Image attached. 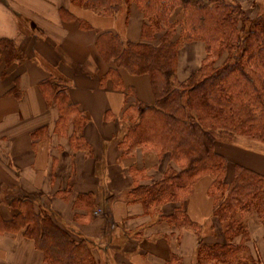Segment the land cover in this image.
Wrapping results in <instances>:
<instances>
[{
  "label": "crops",
  "instance_id": "obj_1",
  "mask_svg": "<svg viewBox=\"0 0 264 264\" xmlns=\"http://www.w3.org/2000/svg\"><path fill=\"white\" fill-rule=\"evenodd\" d=\"M233 1L244 8L250 2ZM128 13L126 28L117 30V17H101L71 0H0V40L10 41L20 57L9 67L3 59L0 64V264H47L24 230L10 225L19 212L12 203L24 197L38 213H51L72 239L89 241L98 264H214L200 252L196 231L159 221L133 202L132 190L160 179L169 163L156 165V157L140 149H120L133 107L155 102L148 75L120 69L119 88L103 80L113 64L100 57L98 36L110 32L125 42L141 41L145 18L134 4ZM204 58L203 42L185 43L177 81H186ZM55 79L66 83L69 101L87 119L73 137V126L59 122L57 105L40 88ZM215 149L228 160V181L235 164L264 175V145L237 137L216 142ZM209 186L210 179H203L185 209L204 228V244L224 245ZM176 206L165 204L163 214ZM98 210L102 214L95 215ZM243 223L244 234L232 241L240 249L234 264H264V220L245 214Z\"/></svg>",
  "mask_w": 264,
  "mask_h": 264
},
{
  "label": "trees",
  "instance_id": "obj_2",
  "mask_svg": "<svg viewBox=\"0 0 264 264\" xmlns=\"http://www.w3.org/2000/svg\"><path fill=\"white\" fill-rule=\"evenodd\" d=\"M71 2L94 9L104 18L117 17L123 7L129 11L134 4L145 18L140 42H125L110 32L100 34L96 42L103 61L113 64L103 80H112L119 88L123 87L120 69L135 76L148 75L155 98L151 106L133 107L120 149L127 154L140 149L155 156L156 165L169 164L160 179L132 190L133 202L141 203L159 221L196 231L200 252L214 264L236 263L240 249L232 241L246 230L244 215L255 214L264 220V175L235 164L228 181V160L216 151L215 144L232 142L235 137L264 144V8L258 0L251 9L233 0ZM197 41L205 44V58L180 83L176 72L181 44ZM1 59L7 67L20 60L8 40H0V64ZM55 80L41 83L40 88L45 100L57 105L59 122L73 126V137L87 119L69 101L66 83ZM205 178L210 179L208 193L227 240L224 245L204 244V228L191 221L185 209ZM165 204L177 206L167 215L163 214ZM12 207L19 212L11 227L24 230L47 264H98L89 241L72 239L51 213H38L30 198L15 199Z\"/></svg>",
  "mask_w": 264,
  "mask_h": 264
},
{
  "label": "rangeland",
  "instance_id": "obj_3",
  "mask_svg": "<svg viewBox=\"0 0 264 264\" xmlns=\"http://www.w3.org/2000/svg\"><path fill=\"white\" fill-rule=\"evenodd\" d=\"M252 5H251V4ZM258 4L260 5V6H262V9L264 8V0H258ZM255 5H256V2L255 3H252V0H250V2L249 3H247V8L246 9H248V8H250L251 9V7H253V8H255ZM124 9L122 10V12L121 13H119V15L117 16V30H120V29H122V27H124V28H126V26H127V22H128V17H129V13H128V11L125 9L126 7H123ZM254 12H255V10H254ZM186 43H188V42H186ZM183 44V43H182ZM181 44V46H183ZM44 67L46 68V64H44ZM235 138H237V137H235ZM235 138L233 139V141L232 142H227V141H218L217 143H233L234 142V140H235ZM239 139H240V137H238ZM241 138H243V137H241ZM244 139H247V138H244ZM248 140H251V139H248ZM251 141H253V142H256V141H254V140H251ZM256 143H259V142H256ZM261 144V143H260ZM262 145H264V144H262ZM231 171H232V169H231ZM247 217V215L245 216V218ZM205 231H207V230H205ZM203 237V236H202Z\"/></svg>",
  "mask_w": 264,
  "mask_h": 264
}]
</instances>
